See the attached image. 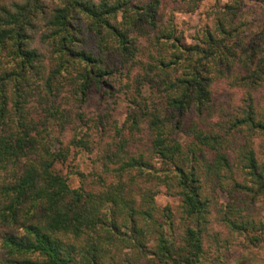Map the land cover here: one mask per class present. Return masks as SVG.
<instances>
[{"label": "trees", "instance_id": "trees-1", "mask_svg": "<svg viewBox=\"0 0 264 264\" xmlns=\"http://www.w3.org/2000/svg\"><path fill=\"white\" fill-rule=\"evenodd\" d=\"M203 3L0 0V264H227L215 223L264 243V0L186 34Z\"/></svg>", "mask_w": 264, "mask_h": 264}, {"label": "rangeland", "instance_id": "rangeland-1", "mask_svg": "<svg viewBox=\"0 0 264 264\" xmlns=\"http://www.w3.org/2000/svg\"><path fill=\"white\" fill-rule=\"evenodd\" d=\"M213 1L216 0H204V3L199 11L196 13H178L176 21L179 28L186 34L194 33L195 27L204 26L209 22L208 12ZM224 1V0H222ZM253 2L249 4L252 5ZM208 10V11H207ZM264 10L259 9L258 15H262ZM145 94L151 99L154 97L152 90L145 89ZM157 100V98H156ZM110 110L115 119L119 122H123L126 119L128 111V103L122 94H117V103H114V98L109 96ZM112 109V111H111ZM96 152V151H95ZM92 154L87 151H79L73 149L66 164H59L57 169L63 174H66L72 186L76 187L79 184V176L77 171L89 172L91 167ZM157 202L162 205L176 206L179 203L178 197L171 196L165 192L164 189L156 197ZM255 216L264 219V194L260 197L259 201L255 205ZM214 229H218L225 236L229 250L226 251L227 264H264V243L259 247H252L244 242V236L240 232H234L227 227H223L219 223L214 224Z\"/></svg>", "mask_w": 264, "mask_h": 264}]
</instances>
